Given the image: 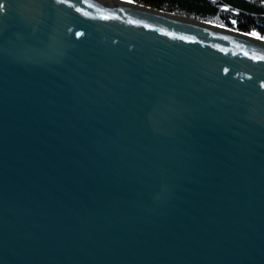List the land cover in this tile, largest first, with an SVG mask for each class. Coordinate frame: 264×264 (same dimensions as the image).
I'll use <instances>...</instances> for the list:
<instances>
[{
    "label": "water",
    "instance_id": "1",
    "mask_svg": "<svg viewBox=\"0 0 264 264\" xmlns=\"http://www.w3.org/2000/svg\"><path fill=\"white\" fill-rule=\"evenodd\" d=\"M0 4V264H264L263 44L129 0Z\"/></svg>",
    "mask_w": 264,
    "mask_h": 264
},
{
    "label": "trees",
    "instance_id": "2",
    "mask_svg": "<svg viewBox=\"0 0 264 264\" xmlns=\"http://www.w3.org/2000/svg\"><path fill=\"white\" fill-rule=\"evenodd\" d=\"M157 10L264 37V0H130ZM232 20L237 23L233 25Z\"/></svg>",
    "mask_w": 264,
    "mask_h": 264
},
{
    "label": "snow or ice",
    "instance_id": "3",
    "mask_svg": "<svg viewBox=\"0 0 264 264\" xmlns=\"http://www.w3.org/2000/svg\"><path fill=\"white\" fill-rule=\"evenodd\" d=\"M57 2H58V3H67L68 0H57ZM129 2H130V0H129ZM69 6H71V5H69ZM90 6H91V5H90ZM2 8H4V5H3V4H0V9H2ZM76 10H77V11H82V10L79 9V8H77ZM83 14H84L85 16L88 15V13H86V12L83 13ZM101 19H104V20L118 19V17L102 16ZM231 23H232L233 25H235V24L237 23V21H236V20H232ZM145 27H147V26L145 25ZM76 35L79 36V35H81V33H77ZM246 35L264 41V37H261L256 31H250V32L246 33ZM179 38L182 39V40L184 39V37H179ZM245 55H247V53H245ZM252 59H253V60H257V61H262V62H264V56H259V57L253 56ZM225 72H227V69H225ZM261 86L264 87V84H262Z\"/></svg>",
    "mask_w": 264,
    "mask_h": 264
},
{
    "label": "bare ground",
    "instance_id": "4",
    "mask_svg": "<svg viewBox=\"0 0 264 264\" xmlns=\"http://www.w3.org/2000/svg\"><path fill=\"white\" fill-rule=\"evenodd\" d=\"M185 17V16H184ZM186 18H189V17H186ZM207 23H209V22H207ZM210 25H208V26H210V27H212V28H215V29H223V28H221L222 26H219L218 27V25H215V24H213V23H209ZM227 29H229V28H227ZM228 33H230V32H228ZM236 35H239V36H241L242 38H245V39H248V40H252V41H255V42H257V43H260V44H263L264 45V41H262V40H259V39H256V38H254V37H249V36H244V35H240V34H236Z\"/></svg>",
    "mask_w": 264,
    "mask_h": 264
},
{
    "label": "rangeland",
    "instance_id": "5",
    "mask_svg": "<svg viewBox=\"0 0 264 264\" xmlns=\"http://www.w3.org/2000/svg\"><path fill=\"white\" fill-rule=\"evenodd\" d=\"M209 23H212V22H209ZM213 24H215V23H213ZM215 25H218V24H215ZM218 26H221V25H218ZM223 27V26H222ZM227 28V27H226Z\"/></svg>",
    "mask_w": 264,
    "mask_h": 264
}]
</instances>
